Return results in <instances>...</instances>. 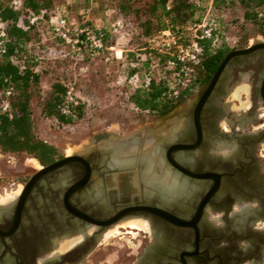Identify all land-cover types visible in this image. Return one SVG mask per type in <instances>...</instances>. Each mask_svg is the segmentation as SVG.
I'll return each mask as SVG.
<instances>
[{"label":"flooded vegetation","instance_id":"1","mask_svg":"<svg viewBox=\"0 0 264 264\" xmlns=\"http://www.w3.org/2000/svg\"><path fill=\"white\" fill-rule=\"evenodd\" d=\"M250 46L175 118L152 115L110 149L97 146L101 133L79 153L33 159L38 167L7 186L17 196H0V264H91L113 229L139 238L116 264H264V38L226 55Z\"/></svg>","mask_w":264,"mask_h":264},{"label":"trees","instance_id":"2","mask_svg":"<svg viewBox=\"0 0 264 264\" xmlns=\"http://www.w3.org/2000/svg\"><path fill=\"white\" fill-rule=\"evenodd\" d=\"M203 1L117 0L114 3L113 11L118 15L114 20L118 19L122 24L123 21L132 24L135 33L131 40H138L143 54L152 53L157 67L160 68L153 73L154 71L149 69L151 59L146 58L144 62L137 64L136 58L133 59L129 54L122 55L121 60L127 64L136 63V67L129 68V77L140 70L146 74L147 83L132 86L127 97L128 102L137 111L154 116L164 115L188 99L202 83L209 80L230 51L221 39L220 27L218 24L216 27L212 11L236 7L241 11L242 22L249 25L255 35L264 36V0H205L207 6ZM8 2L9 0H0V20L4 23L5 32L3 53H0V96L4 91H10L9 112L0 111V153L29 157L40 165H45L61 155L55 147L36 138L33 133L29 104L38 90L39 74L34 70L35 58L29 55L26 46L30 40V31L39 23L45 20L49 27L47 14L51 9V0H21L17 9L11 8ZM205 14L211 22L210 37L198 39L201 52L196 63L188 66V83L184 87H176V93L173 94L170 87L171 71L166 68L167 56L160 53L159 47L153 46L151 41L159 32L169 30L177 43L184 46L191 40L192 26ZM28 16L37 18L29 24ZM82 22L100 35L106 46L113 43L108 33L109 26L104 29L95 28L86 21ZM103 54L109 53L105 51ZM66 93L68 90L62 83H52L47 97L40 105V114L63 125L80 119L82 106L74 100L67 101Z\"/></svg>","mask_w":264,"mask_h":264},{"label":"rangeland","instance_id":"3","mask_svg":"<svg viewBox=\"0 0 264 264\" xmlns=\"http://www.w3.org/2000/svg\"><path fill=\"white\" fill-rule=\"evenodd\" d=\"M116 1L51 0V9L47 17L59 13L76 23L86 21L95 28L104 29L108 28L115 18H118L116 12L113 11ZM203 3L207 6V1L204 0ZM211 14L216 21V27L217 24L220 27L224 45L229 49L245 46L253 39L264 38V36L255 35L251 27L242 22L241 11L236 7L212 11ZM123 22L126 35L118 40L117 46L122 49L123 54H129L133 59L136 58L137 64L144 62L146 58L151 59L149 69L156 73L160 68L157 67L153 54L141 52L143 48L138 40H131L135 29L129 22ZM29 37L27 52L35 58L34 70L39 74L38 90L29 104L33 133L36 138L55 147L60 155H69L79 153L89 146L91 137L94 135L106 134L107 138L97 142V146L110 149L112 145L119 146L114 140L130 133L141 132L148 127L152 115L137 111L127 100L132 90V80H130L132 77L127 74L129 68L134 67L125 61L110 58L108 54L91 58L83 57L80 60L70 58L66 55V50L50 36L48 23L45 20L30 31ZM111 38L114 42V38ZM143 76L146 77L143 70L135 74L138 81L136 85H143ZM54 82L62 83L72 100L82 106L81 118L69 125L59 124L53 118L43 117L40 114V105L47 97L50 85ZM192 95L170 111V113L176 112L171 119L175 118L187 103L191 102ZM150 138L153 139L150 134L148 137L145 135V143ZM135 140L133 139L128 145L136 146L133 142ZM31 166L38 167L37 163L29 157L0 153V183L2 181V185L6 188V191L0 190L2 198L9 199L8 201L14 199L18 190L14 194L8 193V184L17 183L24 174L31 171ZM131 222L138 224L139 229L146 230L144 223L143 225L137 221ZM115 230L118 231L115 236L104 237V244L108 246H103V251H94L89 257L92 259L91 264H96V261L101 258H105L110 264L118 263L112 260L121 258L120 252L123 251V246H127V242L139 239L136 237L132 240L121 235L122 230ZM125 230L130 233L131 237H135L133 232L136 231L130 228ZM121 237L124 238L118 240Z\"/></svg>","mask_w":264,"mask_h":264},{"label":"built area","instance_id":"4","mask_svg":"<svg viewBox=\"0 0 264 264\" xmlns=\"http://www.w3.org/2000/svg\"><path fill=\"white\" fill-rule=\"evenodd\" d=\"M21 0H9L8 4L11 8L17 9L20 7ZM37 17L28 16V23L32 24ZM49 18V34L66 50V55L72 59L80 60L83 57H97L105 51L108 52L110 58L121 60L123 51L118 45V40L123 38L125 34L124 26L118 19L113 20L109 24L108 33L114 38L113 44L106 46L102 37L93 31L84 22L76 23L73 20H68L66 16L55 13L48 16ZM211 22L205 14L198 23L191 28V40L184 46L177 43L175 36L169 30H163L151 41L154 46H158L160 53L167 56L166 68L171 71V90L175 94L176 87H184L188 83V75L190 73L189 65L195 64L197 56L201 52L198 44V39L210 37ZM5 37L4 23L0 20V53H3V39ZM108 60V58H106ZM131 67H135L136 63H129ZM132 86L138 83L135 75L130 79ZM147 79L142 77V84L145 85ZM10 91L6 90L1 94L0 111L3 113L9 112V97ZM66 100L72 101L69 93H66Z\"/></svg>","mask_w":264,"mask_h":264},{"label":"water","instance_id":"5","mask_svg":"<svg viewBox=\"0 0 264 264\" xmlns=\"http://www.w3.org/2000/svg\"><path fill=\"white\" fill-rule=\"evenodd\" d=\"M255 47L253 46H250V47H247L245 49H242V50H238V51H233L231 53H229L228 55H226L224 57V59L222 60V62L219 64V66L217 67V69L215 70V72L213 73V75L211 76L209 82H208V86H207V89H206V92L203 94V97L200 98V102H202V100L204 99V96L205 94H207V92H209V90H211V88L213 87V85L216 83V81L218 80L219 76L221 75V73L227 69V61L229 60V58H231L232 56H243V55H246L247 53H249L250 51H252ZM174 115H176V112H171V113H168L166 115H164L163 117H161L160 121H168L170 120ZM103 135L101 134H97V135H94L91 137V140H98L100 137H102ZM71 160V157H65L63 158L60 163H63V162H66V161H69ZM55 166V165H54ZM54 166H50V167H47L45 169H43L41 172H45V171H48L50 169H52Z\"/></svg>","mask_w":264,"mask_h":264},{"label":"bare ground","instance_id":"6","mask_svg":"<svg viewBox=\"0 0 264 264\" xmlns=\"http://www.w3.org/2000/svg\"><path fill=\"white\" fill-rule=\"evenodd\" d=\"M19 190H20V188H18V191L16 192V194H15V197L17 196V194H18V192H19ZM14 197V196H13ZM12 197V198H13ZM14 197V198H15ZM6 198H8V197H6ZM11 199V198H10ZM5 200V199H4ZM7 200V202H9L8 200L9 199H6ZM5 200V201H6ZM5 201H3V202H5ZM144 225V224H143ZM127 226H129L130 228H133V229H139V225L138 224H136L135 222H129V223H127ZM116 234H118V231L117 230H114V231H111L110 233H108V234H106V237H109V235H112V236H115ZM110 238V237H109Z\"/></svg>","mask_w":264,"mask_h":264},{"label":"clouds","instance_id":"7","mask_svg":"<svg viewBox=\"0 0 264 264\" xmlns=\"http://www.w3.org/2000/svg\"><path fill=\"white\" fill-rule=\"evenodd\" d=\"M218 219H219L218 215H213V216L210 217L211 221H217Z\"/></svg>","mask_w":264,"mask_h":264}]
</instances>
